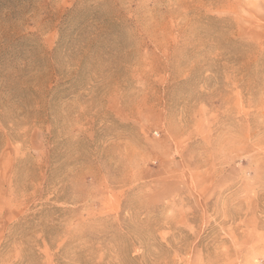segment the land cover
Masks as SVG:
<instances>
[{
    "label": "rangeland",
    "instance_id": "1",
    "mask_svg": "<svg viewBox=\"0 0 264 264\" xmlns=\"http://www.w3.org/2000/svg\"><path fill=\"white\" fill-rule=\"evenodd\" d=\"M0 264H264V0H0Z\"/></svg>",
    "mask_w": 264,
    "mask_h": 264
}]
</instances>
